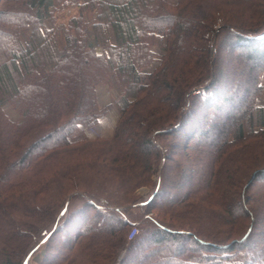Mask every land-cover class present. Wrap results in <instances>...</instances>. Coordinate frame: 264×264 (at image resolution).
I'll use <instances>...</instances> for the list:
<instances>
[{
    "label": "trees",
    "instance_id": "16d2710c",
    "mask_svg": "<svg viewBox=\"0 0 264 264\" xmlns=\"http://www.w3.org/2000/svg\"><path fill=\"white\" fill-rule=\"evenodd\" d=\"M263 78L264 0H0V264H264Z\"/></svg>",
    "mask_w": 264,
    "mask_h": 264
},
{
    "label": "rangeland",
    "instance_id": "374dc122",
    "mask_svg": "<svg viewBox=\"0 0 264 264\" xmlns=\"http://www.w3.org/2000/svg\"><path fill=\"white\" fill-rule=\"evenodd\" d=\"M223 54L226 55L227 57L230 56L229 58H235L238 55V52H236V51L229 52L227 50H224ZM113 95H114L113 91L108 90L105 86H101L98 88V96H99L100 104H104L107 101H109ZM4 109H5V112L7 113V115L10 116L11 118H14L16 116L15 112L13 111V109L10 106L5 105ZM117 114H118L117 110L112 109L108 114H106L101 119L100 123H97L91 127L76 131V133L74 135H76V136L88 135L89 137H94V136H100V135H105V134L111 133L113 125H114V121L117 117ZM175 135H177V134H174V136ZM169 140L171 141V139H169ZM173 140H174V142L176 141L175 138H173ZM177 141H178L177 142L178 147L175 150H173L174 154L172 155V158L174 160L181 161L184 166L185 165H187V166L191 165V163L188 162V158L190 157L189 154H191V152L189 150L187 152H184L185 149L182 148V144L183 145H185V144H184V141L182 139H178ZM189 145L191 147H193V144H189ZM185 159H186V163H188V164H186L184 162ZM190 173H191V170L189 171V174ZM137 193L145 197L146 194L148 193V189L145 186H141L137 189ZM78 201L79 200H73L71 202H72V204H75V203H78ZM134 226H137L138 230H139V229H142L144 227V224L139 223V224H136ZM127 238H128V235H127ZM26 264H36V262L31 260V261H27Z\"/></svg>",
    "mask_w": 264,
    "mask_h": 264
},
{
    "label": "built area",
    "instance_id": "2783aa9c",
    "mask_svg": "<svg viewBox=\"0 0 264 264\" xmlns=\"http://www.w3.org/2000/svg\"><path fill=\"white\" fill-rule=\"evenodd\" d=\"M138 232L137 226H132L128 232V239L132 238Z\"/></svg>",
    "mask_w": 264,
    "mask_h": 264
}]
</instances>
